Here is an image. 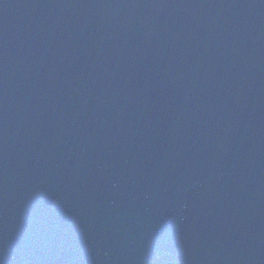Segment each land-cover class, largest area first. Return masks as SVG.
<instances>
[{"label":"water","instance_id":"95a60500","mask_svg":"<svg viewBox=\"0 0 264 264\" xmlns=\"http://www.w3.org/2000/svg\"><path fill=\"white\" fill-rule=\"evenodd\" d=\"M264 264V0H0V264Z\"/></svg>","mask_w":264,"mask_h":264},{"label":"trees","instance_id":"16d2710c","mask_svg":"<svg viewBox=\"0 0 264 264\" xmlns=\"http://www.w3.org/2000/svg\"><path fill=\"white\" fill-rule=\"evenodd\" d=\"M150 264H179L174 259L169 257H164L163 255L159 256V259L155 262H152Z\"/></svg>","mask_w":264,"mask_h":264}]
</instances>
